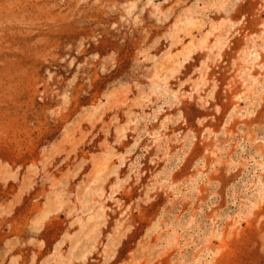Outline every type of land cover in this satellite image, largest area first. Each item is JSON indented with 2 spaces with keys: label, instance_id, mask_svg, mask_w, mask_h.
Instances as JSON below:
<instances>
[{
  "label": "rangeland",
  "instance_id": "374dc122",
  "mask_svg": "<svg viewBox=\"0 0 264 264\" xmlns=\"http://www.w3.org/2000/svg\"><path fill=\"white\" fill-rule=\"evenodd\" d=\"M0 264H264V0H0Z\"/></svg>",
  "mask_w": 264,
  "mask_h": 264
},
{
  "label": "bare ground",
  "instance_id": "6f19581e",
  "mask_svg": "<svg viewBox=\"0 0 264 264\" xmlns=\"http://www.w3.org/2000/svg\"><path fill=\"white\" fill-rule=\"evenodd\" d=\"M252 56V55H251ZM258 57H256L255 59H257Z\"/></svg>",
  "mask_w": 264,
  "mask_h": 264
}]
</instances>
